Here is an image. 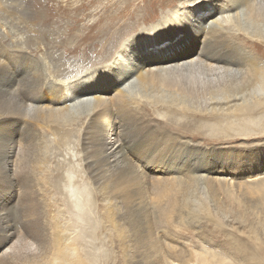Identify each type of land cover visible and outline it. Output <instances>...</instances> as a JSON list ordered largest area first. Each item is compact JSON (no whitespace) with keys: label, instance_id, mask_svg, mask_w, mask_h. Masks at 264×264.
I'll return each mask as SVG.
<instances>
[{"label":"rangeland","instance_id":"1","mask_svg":"<svg viewBox=\"0 0 264 264\" xmlns=\"http://www.w3.org/2000/svg\"><path fill=\"white\" fill-rule=\"evenodd\" d=\"M206 1L0 0V20L7 21L6 30L0 21V78L5 77L0 87L12 81L10 69L19 72L17 80L33 72L41 83L36 100L30 96L26 102L30 108L41 106L33 116H8L5 109L14 107L13 100L0 94V146L11 138L36 147L34 161L27 162L35 172L30 182L0 175V208L6 207L11 227L15 222L25 233L19 221L42 225L36 254L16 256L15 264H65V256L76 260L67 264H264V133L234 137L210 127L201 133L184 131L200 120L213 123L235 115L229 112L232 99L218 103L208 95L205 102L191 103L175 88L163 86L144 97L138 87L132 100L140 112L125 118L116 108L97 118L82 107L54 109L105 97L112 110L114 88L126 89L130 82L118 78L117 64L128 42L138 37L146 50H157L178 44L183 34L178 26L196 18L204 6L224 10L225 17L232 14L228 0ZM243 41L255 52L263 44L247 35ZM104 70L116 78L111 87ZM100 82L103 92L75 93ZM132 87L129 94L135 93ZM169 105L181 113L172 114ZM133 119L157 128L159 142L143 144L142 134L132 133L136 146L125 148V159L111 166L104 160L103 143L115 125ZM189 120L184 130L176 125ZM175 138L192 143L197 159L207 158L197 165L209 169L198 171L207 175L205 189L200 184L187 196L188 170L164 159L173 144L167 148L163 142H179ZM89 158L98 163L95 173L89 170ZM22 188H31L37 213L20 214L29 201L19 200ZM9 243L0 234V254Z\"/></svg>","mask_w":264,"mask_h":264},{"label":"bare ground","instance_id":"2","mask_svg":"<svg viewBox=\"0 0 264 264\" xmlns=\"http://www.w3.org/2000/svg\"><path fill=\"white\" fill-rule=\"evenodd\" d=\"M228 1L232 5V14H229L227 17L223 15L224 10L222 11V9L220 11L216 8L212 10V6L208 8L204 6L205 10L199 13L197 15L198 17L196 16V18L193 19L190 18L185 24L182 23L178 26L180 32L183 33L180 34L178 38V44L172 42L169 46L160 47L157 50L145 49L142 62L139 63L134 74L127 76L130 79L127 88L133 86L132 93H135L129 94L130 88H114L113 92L116 94L112 100L114 101L112 110L111 104L107 105L109 103L107 98L95 97L88 101H82L79 104L55 107V111L66 109V111L70 112L75 107H82L80 109L84 111L91 110L93 117L97 118L108 114L109 110L113 112V109L116 108L117 113H119V115L122 114L123 116H121L125 118L128 115H135V113L140 112L139 107L134 104L132 98L135 99L139 93L141 95L143 94L142 96L144 97H148V92L152 91L150 89H158L163 86L170 91H172V88H175L176 92L181 93L179 95L187 97L191 103H195V100L205 102L204 97H208V95L215 98V101L218 103L222 102L223 99H232L229 101L231 103H229V108L231 110L229 112H238L235 115L221 114L223 116L214 119L215 121L213 123L200 120V124L195 121L197 124L199 123V125L196 124L194 127L192 126L190 130L183 129V127L192 123L190 120L186 123L184 121L176 124L181 126L184 131L191 132L193 129H197L201 133L204 129L210 127L215 131H224V133L234 137L236 135L250 137L256 133H264V0ZM204 2L207 1L204 0ZM0 21L2 26L0 27L6 30L7 26L5 23L7 21ZM241 34L244 36H241ZM245 35L252 40H261L263 44L257 47L258 52H255L252 47L245 45V41H243ZM241 37H243V39ZM12 71L10 69L9 74L10 77H12V81L6 86L0 87V94L8 95L9 99H12L14 104L13 108L12 105H10L5 110L8 116H33L41 106L35 105L30 108L26 102L30 101V99L28 100L30 96L33 100H36L38 97V91L41 85L39 76L32 72L28 75L25 74V78L23 77V79L17 80L19 72L16 69ZM118 78L121 79L126 77L119 74ZM115 80V77L108 78V86L111 87V83ZM0 82L4 83L5 77H1ZM100 87H102L101 82L87 89L85 87L78 88L75 90V93L89 90H92L89 91L90 93L105 91L106 87ZM138 87L140 88L139 93L137 92ZM97 88H99V90H96ZM144 88H146L147 93ZM33 95L35 96L33 97ZM61 98L59 99L60 101ZM138 103H140V100ZM153 104L157 103L153 102ZM212 108H214V106H212ZM168 109L174 115L176 113H181L174 105H169ZM182 112L184 113V111ZM214 115L216 116V113ZM120 125L128 130V132L126 133L124 129L119 127ZM115 126H117V129L111 130L102 147L105 151L104 160L106 159L107 161H105L111 166H116L125 159L128 150L125 148L136 146L135 142L133 143V141H130V139H135V135L142 134L143 144L156 145L159 142V131L157 128L147 123H135V119H133L127 123L119 122V124ZM188 128H191V126ZM28 131L29 130H26L25 133L27 134ZM132 133L135 135H132ZM175 140L179 142L174 143L173 141L171 144L163 142L167 148H170L173 144V147L170 148L173 152L164 159L169 164L176 165L177 168L180 164L188 170L187 173H184L186 176L185 196L189 194V191L197 189V186L200 184L203 186V189H205L206 186L204 187V185L207 181V177L205 176L207 175L204 172L209 171V169L204 171L205 169L197 168V165L200 163V160L207 158L201 155L202 158L200 157V159H197L192 155V143L177 138H175ZM4 141L9 142L6 145L3 144L0 146V175L16 178L17 176H21V184H27V182L31 181L32 175L35 177V172L29 168V170L27 169V166L30 165H27V162L34 161L35 159L36 147L33 146L34 142L30 141V144L26 147L24 143H20L19 141L14 143V141H11V138H4ZM177 151L179 152L175 153ZM181 151L187 152L188 155L183 156ZM3 163L5 164L4 167ZM87 164L92 173H95L99 169L97 161L92 158L88 159ZM26 170L27 173L24 174ZM198 171L204 172L198 173ZM219 172L221 171L219 170ZM21 184L19 185L20 188ZM191 185H193V187L190 190L189 188ZM31 193V188H22L21 195L19 196V200L22 198L29 199V201H24L22 199V201L28 203L26 206H21L23 209L20 214L23 216H27L29 212L37 213L39 210V206L32 201L34 196ZM201 207L203 211L206 210L205 205ZM201 207H199V209ZM5 208L4 205L0 208V234L5 240L9 238L10 243L0 254V264H15L14 262L17 259L16 256H26L30 253L33 255L36 254L34 249L37 246L36 240L41 239L39 237L42 235V225L39 223V220L24 222L17 219L19 225H25L26 231L23 233L21 232L22 230H17V223L15 222L13 223L15 229H13L9 223L12 218L9 219L5 215ZM65 259L67 260H65V264L76 262L75 259H69L66 256Z\"/></svg>","mask_w":264,"mask_h":264},{"label":"snow or ice","instance_id":"3","mask_svg":"<svg viewBox=\"0 0 264 264\" xmlns=\"http://www.w3.org/2000/svg\"><path fill=\"white\" fill-rule=\"evenodd\" d=\"M145 45L140 42L138 37L134 40H130L123 50V59L118 60L119 74L124 75L126 78L129 75L134 74L135 70L142 62L144 56ZM105 76H111V72L104 70Z\"/></svg>","mask_w":264,"mask_h":264}]
</instances>
